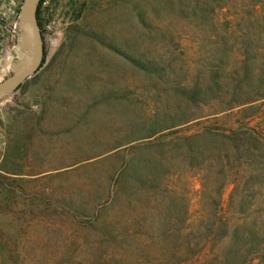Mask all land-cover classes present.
I'll return each mask as SVG.
<instances>
[{
    "label": "rangeland",
    "instance_id": "rangeland-1",
    "mask_svg": "<svg viewBox=\"0 0 264 264\" xmlns=\"http://www.w3.org/2000/svg\"><path fill=\"white\" fill-rule=\"evenodd\" d=\"M22 2L0 0V81ZM260 17L264 0H45V61L0 101V264H227L197 257L211 218L251 219L229 183L264 179L222 173L202 129H262L264 99L231 96Z\"/></svg>",
    "mask_w": 264,
    "mask_h": 264
},
{
    "label": "trees",
    "instance_id": "trees-1",
    "mask_svg": "<svg viewBox=\"0 0 264 264\" xmlns=\"http://www.w3.org/2000/svg\"><path fill=\"white\" fill-rule=\"evenodd\" d=\"M45 0H41L37 10V21L41 29L40 10ZM261 5V3H260ZM262 6H257L256 11L260 14ZM259 35L264 39V19L258 18ZM264 48V46H263ZM261 48L259 56L261 64L253 69L250 68L248 55H239L237 63L240 65L238 71L232 74L231 81H237L238 87L236 94L232 93V97L236 99L234 105L236 107L248 106L246 110L251 109V106L264 99V50ZM252 59H255L252 58ZM45 57L43 58V62ZM249 65V66H248ZM239 72L253 80L252 86L247 89L243 86V80L236 79L239 77ZM250 84V82H246ZM229 90V87H225ZM255 88L256 92L252 97L248 96L249 90ZM234 90V89H233ZM238 99V100H237ZM232 105L228 109H231ZM247 121H253V118H245ZM259 121L264 120V115L256 118ZM245 123L236 130H222L215 128H204L202 131L212 137L220 140L225 150L223 157L217 159L212 158V161L221 167L222 173H231L232 163L237 162V173L262 176L264 179V123L262 129L257 122L258 127L251 126L250 123ZM226 185V184H225ZM229 185H232L229 204L233 205L238 200V205L247 210H252L254 215L251 219L246 218L245 214L241 218L231 220L228 215H213L211 218V230L206 236V242L202 249L197 252V257L201 254H208L213 259H222L227 264H264V182H248L244 180H232ZM263 193V194H262ZM245 206V207H244ZM229 244L225 250L215 248L216 242Z\"/></svg>",
    "mask_w": 264,
    "mask_h": 264
},
{
    "label": "water",
    "instance_id": "water-1",
    "mask_svg": "<svg viewBox=\"0 0 264 264\" xmlns=\"http://www.w3.org/2000/svg\"><path fill=\"white\" fill-rule=\"evenodd\" d=\"M41 0H23L17 18L18 40L16 52L10 63L9 75L0 81V101L12 94L42 65L44 58L43 35L37 21V10Z\"/></svg>",
    "mask_w": 264,
    "mask_h": 264
}]
</instances>
